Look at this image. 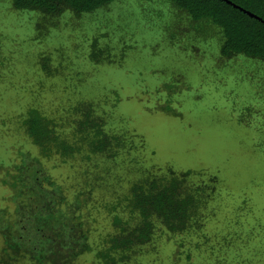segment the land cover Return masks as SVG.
Segmentation results:
<instances>
[{"label": "rangeland", "instance_id": "obj_1", "mask_svg": "<svg viewBox=\"0 0 264 264\" xmlns=\"http://www.w3.org/2000/svg\"><path fill=\"white\" fill-rule=\"evenodd\" d=\"M127 16L133 35L139 38V42L126 33L116 39L118 45H113L111 40L108 42L117 51H123L128 45H136L137 48L129 52L125 67L102 65L88 84L95 82V92L100 87L102 90L115 89L120 94L115 114L126 116L130 127L143 136L148 151L154 153L151 155V151L147 153L145 149H140L142 145L133 143L114 159L107 160L101 154L89 155L84 151L62 162L59 157L41 158L38 148L21 127V121L29 107L49 117L60 116V123L65 121L63 112L69 105L63 98L64 95H72L70 90L64 92L68 77L65 76L62 83L52 79L48 81L49 77L37 63L40 50L49 51L52 55L53 70L59 67L55 60L59 54L70 53L66 59L68 62L70 58L86 62L89 44L85 39L82 19L67 13L47 23L41 19L40 26L44 24L47 26L45 30H49L46 31L45 45L32 48L30 41L34 43L35 39L30 32L33 29L23 26L10 34L14 31L10 26L18 27L30 22L36 29L38 18L32 13H13L11 3L0 0V208L13 210L14 207L9 200L12 190L1 183L3 179L10 182L11 167L26 165L24 169H29L36 164L59 185L66 200L70 201L68 204L73 203L74 193L79 189L85 197L89 195L88 205L82 213L90 230V242L96 249L95 245L101 244L113 228V214L106 204L118 206L112 212L116 211L122 220L128 219L121 200L128 194L130 184L143 177L142 171L137 168L154 169L153 164H145L150 160L163 165L168 163L175 172L203 169L207 178L216 175L218 179L214 189L209 190L214 191L212 199L210 196L206 198L209 188L206 194L201 195L210 202L207 204L208 217L200 222L199 229L196 230L190 222L192 228L187 231L171 233L159 225L151 242L143 247L142 256H133L128 264H264V233L260 232L264 228L263 152L262 146L256 143L264 137V131L258 130L256 125L261 121H256V124L255 118L251 128L241 125L237 118L239 110L247 105H258L260 108L257 87L240 78L241 74L235 67L224 69L217 65L213 54H216L218 43L212 37L211 48L203 53L189 49L179 55L180 52L170 46L153 52L140 42L163 44L164 41L167 44V37L141 24L134 15ZM51 21L58 28L52 27L49 24ZM67 23L74 24L78 32L63 31ZM89 23L87 29L91 31ZM51 39L52 42L49 41ZM179 44L182 42L178 41ZM233 62L229 60L227 64ZM71 65L73 73L77 67ZM171 69L179 72H171ZM173 74L181 75L178 77L183 81L180 86L185 87L184 91L174 95L178 105L171 106L181 116H171L162 111L149 112L152 106L157 105L159 97L154 90L161 91L162 82L171 79ZM13 85L19 91L10 90ZM145 89L147 92L143 93ZM61 94L64 95L59 97ZM68 119L71 120L70 117ZM203 177L195 179L194 185ZM90 187L93 190L84 193V189ZM245 189L251 191L253 206L249 205L246 193H242ZM249 210L256 216L249 218ZM24 262L22 264H30ZM74 264L102 263L95 259L92 252Z\"/></svg>", "mask_w": 264, "mask_h": 264}, {"label": "trees", "instance_id": "obj_2", "mask_svg": "<svg viewBox=\"0 0 264 264\" xmlns=\"http://www.w3.org/2000/svg\"><path fill=\"white\" fill-rule=\"evenodd\" d=\"M8 1L13 13H32L38 18L36 29L30 22H26L22 26H10L14 29L12 32L7 30L13 34L20 27L30 26L33 29L30 33L34 34L35 39L34 43L30 41L32 48L43 43L45 45L48 29L45 30L47 26L44 24L40 26L41 19L47 23L49 20L62 18L66 13L78 17V20L82 19L81 23L86 31L85 39L89 44L86 62H78L72 58L68 62L66 59L70 53L63 56L59 54L55 59L59 67L54 70L51 67L50 52L39 51L37 65L49 77L47 80L62 83L67 76L64 92L72 91L69 96L58 95H64L63 99L69 105L63 112L64 122L60 123V116L49 117L33 107H29L21 121V127L38 148L41 158L48 159L53 156L65 162L86 151L89 155L101 154L110 160L133 143H139L142 145L140 149H145L147 153L151 151V155L154 153L152 150L148 151L143 136L130 127L127 117L115 114L121 99L120 94L115 89L102 90L100 87L95 92V82L88 84L102 65L125 67L129 52L134 47L137 48L136 45H128L125 52L126 49L117 51L113 46L118 45L116 39L124 33L139 42V38L133 35L127 15H134L138 22L162 32L167 37L169 44L164 41L163 44L140 42L143 47H150L153 52L170 46L180 52L179 55L189 49L195 53H203L211 48V37L216 40L218 46L216 54L213 55L217 65L224 69L235 67L241 74L240 78L247 79L257 87L256 96L261 106L258 108V105L250 104L239 110V123L251 128L255 118V123L261 121L256 123L258 130L264 131V107L261 108L264 106V0ZM248 13L257 18L249 16ZM87 23L92 25L91 31L87 29ZM49 24L58 28L53 21ZM73 26L75 25L67 23L63 31L72 33L75 30ZM65 40L69 41L66 38ZM178 41L182 42L180 46L177 45ZM229 60H233V64H227ZM71 64L77 67L73 73L70 70ZM179 76L181 75L173 74L171 79L162 82L161 91L154 90L159 93V97L156 100L157 105L148 108L149 112L162 111L171 116H181V113L171 109L172 105H178L174 95L185 89L180 86L183 81L179 80ZM10 90L19 91L16 85ZM149 91L151 93L150 89ZM142 92L146 93L147 90ZM256 143L262 146L261 168L264 170V137ZM85 156L87 159L88 156ZM148 162L150 163L145 164H153L154 169L137 168L142 171L143 177L130 184L128 194L121 200L128 219L122 220L116 211L112 212L118 206L106 204V208H110L113 214V228L102 239L101 244L95 245L96 249H93L90 242V230L82 213L88 205L89 195L85 197L82 190H77L70 205L59 185L36 164L29 169H24L26 165H13L9 171L10 182L5 179L1 181L2 185L12 190L8 199L14 207L13 210L0 208V264H22L24 261L30 264H74L82 256L92 252L99 263L128 264L133 256H142L143 247L151 242L154 230L159 225L171 233H180L192 228V222L198 230L200 222L208 217L207 204L210 201L206 198L210 196L212 199L211 193L214 191L209 190L214 189L218 177L214 175L207 178L203 169H183L175 172L168 163L163 165L150 160ZM202 177L203 180L194 185L195 179ZM207 188L209 192L206 198L201 197L206 194ZM89 189L93 190L90 187L84 189V193H88ZM242 193H246L249 205L253 206L251 191L245 189ZM205 206L207 208L203 209ZM255 216L249 210V218ZM233 219L237 221V218ZM262 230L261 234L264 233V228Z\"/></svg>", "mask_w": 264, "mask_h": 264}, {"label": "water", "instance_id": "obj_3", "mask_svg": "<svg viewBox=\"0 0 264 264\" xmlns=\"http://www.w3.org/2000/svg\"><path fill=\"white\" fill-rule=\"evenodd\" d=\"M248 15L251 16V17L257 18V16H255L253 14H250V13H248Z\"/></svg>", "mask_w": 264, "mask_h": 264}]
</instances>
